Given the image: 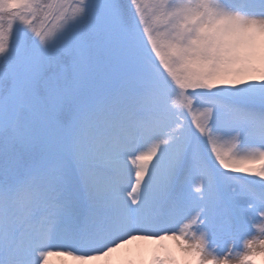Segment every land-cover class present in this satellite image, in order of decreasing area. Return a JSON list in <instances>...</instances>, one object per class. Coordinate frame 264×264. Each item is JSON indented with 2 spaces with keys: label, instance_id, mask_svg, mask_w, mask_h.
<instances>
[{
  "label": "snow or ice",
  "instance_id": "snow-or-ice-1",
  "mask_svg": "<svg viewBox=\"0 0 264 264\" xmlns=\"http://www.w3.org/2000/svg\"><path fill=\"white\" fill-rule=\"evenodd\" d=\"M264 264V0H0V264Z\"/></svg>",
  "mask_w": 264,
  "mask_h": 264
},
{
  "label": "bare ground",
  "instance_id": "bare-ground-1",
  "mask_svg": "<svg viewBox=\"0 0 264 264\" xmlns=\"http://www.w3.org/2000/svg\"><path fill=\"white\" fill-rule=\"evenodd\" d=\"M51 260L54 262V264H59L61 258L60 257H52Z\"/></svg>",
  "mask_w": 264,
  "mask_h": 264
}]
</instances>
